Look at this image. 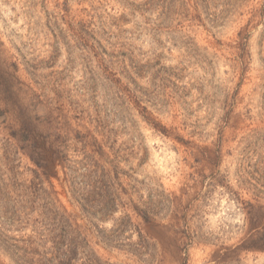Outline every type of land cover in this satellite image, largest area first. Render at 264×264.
Here are the masks:
<instances>
[{
  "label": "rangeland",
  "instance_id": "obj_1",
  "mask_svg": "<svg viewBox=\"0 0 264 264\" xmlns=\"http://www.w3.org/2000/svg\"><path fill=\"white\" fill-rule=\"evenodd\" d=\"M144 2L0 0V142L17 146L23 119L70 138L102 125L91 151L104 145L148 209L119 244L94 234L106 264H264V154L242 151L257 126L244 114L260 101L264 0H182L162 27L141 15ZM0 164L24 180L37 169L16 149H0ZM100 225L107 235L114 226ZM140 233L145 249L133 253ZM0 264L12 263L0 254Z\"/></svg>",
  "mask_w": 264,
  "mask_h": 264
},
{
  "label": "trees",
  "instance_id": "obj_2",
  "mask_svg": "<svg viewBox=\"0 0 264 264\" xmlns=\"http://www.w3.org/2000/svg\"><path fill=\"white\" fill-rule=\"evenodd\" d=\"M200 1L206 0H195L196 9ZM140 6L142 16L157 14L158 27H162L182 6V0H145ZM248 40L247 35L241 36L238 43L245 49ZM258 87L261 89L258 111L253 116L252 110L244 114L245 120L257 126L242 139L243 153L253 156L264 154V77ZM51 130L41 132L23 119L19 132L12 135L17 146L9 140L0 142V149L7 155L16 149L37 167L32 171L34 179L24 180L17 165L10 168L0 164V254L12 264H106L93 249L94 234L98 233L105 244H119L120 236L136 230L137 226L132 223L134 215L146 216L148 209L143 211L134 203L133 194L121 182L120 162L111 160L99 149L104 145H99V151H91L98 144L97 136L103 132L100 123L93 134L79 132L74 138L59 132L53 134ZM70 151L81 154V159L73 161ZM59 165L64 172L63 190L71 211L64 206L51 182L52 176H58ZM139 204L147 207L142 201ZM120 212L125 215L116 219L115 215ZM109 221L114 226L107 235L100 224ZM139 238L140 243L128 244V247L133 253L142 254L146 239L141 233Z\"/></svg>",
  "mask_w": 264,
  "mask_h": 264
}]
</instances>
